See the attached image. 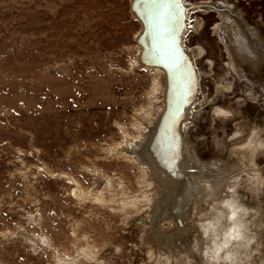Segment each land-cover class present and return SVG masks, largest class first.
<instances>
[{
	"label": "rangeland",
	"instance_id": "obj_1",
	"mask_svg": "<svg viewBox=\"0 0 264 264\" xmlns=\"http://www.w3.org/2000/svg\"><path fill=\"white\" fill-rule=\"evenodd\" d=\"M222 1L249 28L226 14L192 13L191 23L202 25L184 39L204 50L200 112L187 115L183 140L203 172L233 161L252 129L264 137V54L256 65L264 0ZM139 29L130 0H0V264H157L170 248L201 262L188 202L202 195L191 194L189 171L183 185L168 163L171 148L153 156L142 146L161 182L151 186L156 203L143 209L149 179L131 147L120 149L124 137L147 141L159 109L154 72L131 64ZM217 106L230 113L216 117ZM255 160L262 168L264 152ZM183 165L189 169L187 155ZM240 174L236 189L255 240L236 250L234 264H261L264 182L251 191Z\"/></svg>",
	"mask_w": 264,
	"mask_h": 264
},
{
	"label": "bare ground",
	"instance_id": "obj_2",
	"mask_svg": "<svg viewBox=\"0 0 264 264\" xmlns=\"http://www.w3.org/2000/svg\"><path fill=\"white\" fill-rule=\"evenodd\" d=\"M181 2L187 7L182 44L186 53L189 55L192 63L194 64L197 77V87L194 98L186 107L185 114L180 121V142H177L176 140L173 125L177 116V111H175L176 113H171V115L166 120V125L163 128L162 125H160L166 107L165 96L168 86L167 73L161 67L143 64L139 57L141 46L137 43V54L136 57L131 61V64H136L138 67L144 68L150 72H154L153 93L156 94V100L158 101L159 109L156 115L152 118V126L150 131H148L149 133L147 141L144 142L141 136H138L135 139H128L127 137H124L122 144L120 145V149L125 146L127 148L129 147L130 151L131 147L132 151L127 152V154L132 160L139 164L142 178L144 179V177H148L149 179L148 183L144 184V186L149 191L146 192L145 195L143 194V209L149 204L156 203L159 194H153L151 186L154 184L159 185L161 183L158 174V168H155L151 165L150 156L144 154L140 149L142 146L147 144L148 150L153 156L156 155V151L158 152V150L164 151L169 150L168 148H171L172 156L168 163L170 166H172V171L175 172L174 174L176 176H179L183 185H188V179H190L189 190L191 194H196L199 192L202 195V198H194V196L191 195L190 201L188 202L190 208L189 214L191 217L196 219V225L193 227L195 234L193 237V249L197 252V255L201 257V262H193L191 253H185L183 249L181 250V248H170L160 251L161 254L158 255L156 263L172 264L170 263V260L173 259L175 261H183L180 264H234L235 261H239L236 250L248 247L255 240V231L253 229L254 222L252 221L251 210L243 203V200L236 189L238 185V179L241 177L240 173L243 172V174L248 179L247 188L251 191L254 190L258 184L264 182V166L260 168L259 165L256 164L255 160L256 154L264 152V137L260 135L259 128L252 129L248 139L243 144L235 146V149L233 150V161L227 163L224 162L220 166L213 164L215 166L212 169L206 165L205 168L209 172H204L206 174L209 173L211 177L205 176L206 174L201 171L202 162L198 157L195 155H190L187 150H184L183 143V140L185 142L184 137L186 132L189 130L187 115L191 111H194L195 114L200 112H197V108L198 106H201L199 102L201 99L200 80L202 73L201 69L197 65V60L204 53V50L200 46H188L184 39L188 31L193 30L194 27L195 29H198L202 25L201 19L197 20L196 22L194 20V24L193 22L191 23L190 16L192 13H204L206 11L209 12L210 10H215L216 13L226 14L234 21H237L241 26H243V28H246V30L249 27H247L245 23L243 24L241 21L236 19L237 15L234 14L231 9L233 5L226 4V2L222 0H202L192 3H187L181 0ZM132 14L134 15L133 11ZM164 17L168 22L171 21V23H174L172 17L167 15H164ZM137 20L139 21V19ZM218 29V24H216L214 27V33L219 36V41L224 44L223 46L226 51L230 52V46L227 38L224 35L221 36L218 32ZM141 30L142 26L140 23V29L135 34V40H137ZM263 54L264 52L257 58L256 65L260 60H262L263 57L261 56H263ZM180 69L183 71L181 73H184L182 74L181 80L183 82L181 87L183 93H180V96H177L179 99L178 101H183L186 96V90H188L187 85L188 80H190V75L188 74L184 65L180 64ZM221 88L222 87L216 88V90ZM228 89L230 88H227V90ZM213 111L216 117H226V115L230 113L229 111L218 106L215 107ZM149 151L148 153H150ZM184 154L185 156L187 155L189 169L185 168L183 165V161L185 160ZM187 171H189L188 179ZM225 174L227 175L224 176ZM156 190L158 191V188ZM160 217L158 219H160ZM176 221L180 224V226H183V223H180V220ZM155 227L156 222H154V230L157 232ZM261 264H264V262Z\"/></svg>",
	"mask_w": 264,
	"mask_h": 264
},
{
	"label": "water",
	"instance_id": "obj_3",
	"mask_svg": "<svg viewBox=\"0 0 264 264\" xmlns=\"http://www.w3.org/2000/svg\"><path fill=\"white\" fill-rule=\"evenodd\" d=\"M130 10L133 11L142 26L141 33L136 40L141 46L139 55L141 62L145 65L161 67L167 73L168 86L165 96L166 107L160 125H162L163 128L171 113L177 111V116L173 125L176 140L180 142V121L185 114L186 107L194 98L197 87L194 64L182 44L187 7L182 4L180 27L175 34L174 41L170 38V29L173 22H168L164 16L161 18H149L146 14L144 0H130ZM179 63L186 67L190 75V80H188L187 85L188 90H186V96L183 101H178V96H180V93H183L181 90L183 82L181 80L182 74H184L181 73L183 71L180 69Z\"/></svg>",
	"mask_w": 264,
	"mask_h": 264
},
{
	"label": "snow or ice",
	"instance_id": "obj_4",
	"mask_svg": "<svg viewBox=\"0 0 264 264\" xmlns=\"http://www.w3.org/2000/svg\"><path fill=\"white\" fill-rule=\"evenodd\" d=\"M144 4L149 18H161L164 15L173 18L174 23L170 29V38L174 41L175 34L180 27L182 9L180 0H144Z\"/></svg>",
	"mask_w": 264,
	"mask_h": 264
},
{
	"label": "flooded vegetation",
	"instance_id": "obj_5",
	"mask_svg": "<svg viewBox=\"0 0 264 264\" xmlns=\"http://www.w3.org/2000/svg\"><path fill=\"white\" fill-rule=\"evenodd\" d=\"M207 1H212V0H207ZM213 1H214V0H213ZM229 4H230V3H229ZM231 5H232V4H231ZM210 13H213V17H214V19H215L216 17H217V19H218V16L215 15V10H210ZM233 13H234V11H233ZM234 14H235V13H234ZM236 17H237V16H236ZM236 19H238V18H236ZM239 20H240V19H238V21H239ZM213 23H214V22H213ZM213 23H212V24H213ZM212 24H211V25H212Z\"/></svg>",
	"mask_w": 264,
	"mask_h": 264
}]
</instances>
